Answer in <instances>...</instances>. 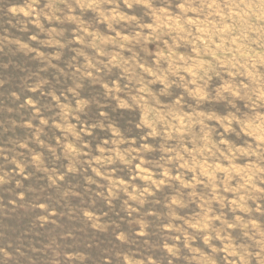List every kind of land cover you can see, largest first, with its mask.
Segmentation results:
<instances>
[{
	"label": "rangeland",
	"instance_id": "obj_1",
	"mask_svg": "<svg viewBox=\"0 0 264 264\" xmlns=\"http://www.w3.org/2000/svg\"><path fill=\"white\" fill-rule=\"evenodd\" d=\"M0 264H264V0H0Z\"/></svg>",
	"mask_w": 264,
	"mask_h": 264
}]
</instances>
